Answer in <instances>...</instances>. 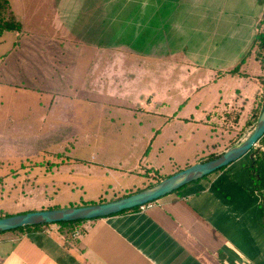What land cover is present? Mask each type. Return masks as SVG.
<instances>
[{"label":"crops","instance_id":"1","mask_svg":"<svg viewBox=\"0 0 264 264\" xmlns=\"http://www.w3.org/2000/svg\"><path fill=\"white\" fill-rule=\"evenodd\" d=\"M5 2L1 20L13 30L0 34V93L44 95L46 103L38 104L47 116L31 105L0 104V125L37 114L39 124L49 121L64 139L42 149L2 132L0 215L58 209L59 200L74 198L78 175L84 182L116 178L106 199L102 186L83 193L96 202L123 197L126 190L116 195L112 189L123 180L151 176V136L130 112L155 110L170 95V85L157 92L148 83L155 64L162 66L161 79L190 82L182 106L166 118L188 122L185 128L199 123V162L250 133L254 124L242 128L264 91L254 42L264 0ZM140 79L147 82L137 90ZM111 97H127L136 107L105 100ZM229 113L237 115L236 124ZM59 143L77 157L35 162L41 154L57 156L51 150ZM229 175V169L213 173L144 210L82 221L73 227L78 238L54 224L0 233V264H264L261 202L243 186L235 193Z\"/></svg>","mask_w":264,"mask_h":264},{"label":"rangeland","instance_id":"2","mask_svg":"<svg viewBox=\"0 0 264 264\" xmlns=\"http://www.w3.org/2000/svg\"><path fill=\"white\" fill-rule=\"evenodd\" d=\"M153 67L155 70L153 71L152 74H153V78L155 79L153 80L148 79V83L154 85V91H157V92H160L161 88H165L166 86L170 85V91H169L170 95L168 96L167 94H165V101L161 102V104L157 106L155 110L137 111V110L132 109L130 114L135 118L137 124L139 125V128L141 129L142 134L145 133L147 134V136H151L148 139V143L150 145L149 155L147 156L148 160H150L148 167H155L156 173L153 172L151 176H147L146 178L144 175L143 176L138 175V176H135L136 177L135 179L132 177L133 180H129V181L123 180V182L120 183L121 189L112 188L116 195L125 190L126 191L125 193H123L124 194L123 196L134 194L136 192H139L138 190L141 191L145 189L147 186L151 184L152 185L156 184L158 181L165 179L199 162L198 158L200 157V154H201L200 147L202 145L201 140L199 139V134H200L199 123L196 124L198 128L197 126H193V127L188 126L185 128V127H181L182 123H188V122L177 120L176 118H173V119L166 118V116L169 113L173 117L174 114L172 113V111L177 110L178 108L182 106L179 103L180 102L182 103V101L185 100V96L187 93L184 92L185 90L184 88L188 86L190 82L189 80L178 81V80L169 79V78L161 79L160 70L162 66L159 64H155L153 65ZM144 77L147 78V73L146 74L143 73L142 77L140 78H144ZM140 80L141 81H135L137 90L145 88L144 84L142 83L145 80L143 79H140ZM146 82L147 81H145V83ZM35 84L39 85L38 83H35ZM173 86L174 88H172ZM137 94L134 96V98L140 97V95H137ZM0 96H2L0 104L13 105L15 107H21V108H23L24 106L31 105L32 107H34L36 111L37 110L41 111V109H39L38 103H41L42 105H44L47 100V98L44 95L39 97L38 99V97L31 98L29 94H24V93L13 94L11 92L7 93L5 91H2L0 93ZM167 96L169 98V101H168ZM125 98L127 97H123L122 99H119V98L113 99V97H111V98H105V100L108 102H112V103L115 102V104L122 105L125 108H128V107L135 108L136 107L134 102L130 104L127 102V99ZM62 104H65V103H62ZM44 113H45L44 111L40 112V114L43 115L42 117L46 118L47 113L45 114ZM31 115H30L31 121L27 120L28 118H26L25 121H21L18 123L11 122L10 123L11 127H9L8 125L2 126L3 124L1 123L0 136H4L2 134L3 132L4 134L8 135L7 137H10V138L17 137V140H25L28 143H31L33 141L34 143H37V146H39L42 149H44L45 146H48L56 142L58 139H61V140L64 139L63 135L58 131L59 129L58 130L53 129L52 126H50L49 121L39 124L38 118L40 115L36 114L34 118H32ZM33 119H35V121H33ZM177 127H178V130H175ZM59 144H62V143H59ZM229 145H230L229 143L225 144L224 148ZM77 146H75L74 148L76 149L77 152H79ZM78 147L81 148L80 146ZM51 151L54 153L56 152L57 156L41 154V156H38L35 159V162L42 161L41 162L42 165L46 166L47 158L50 159L49 161H51L50 163H52L53 161L57 159L59 160L61 157H63L62 163L65 164L68 160H70V158L77 157L76 153L73 154L72 149L69 148L68 146L66 148V145L64 144L52 149ZM258 153H260L261 155L259 156ZM83 155H86V154H83ZM249 168H252V169L250 170ZM226 169H229L230 175L229 177L225 179L227 180L228 183H231L237 186V187H234L235 193L240 192V188L241 186H243L244 191H247V190L250 191L251 198H254L252 200L256 201L257 203L261 202V205L258 204L257 206L259 209L258 214L262 215L264 219V209H263L264 207V136L258 141V143L254 146V148L248 154L243 156L237 162L232 163ZM76 170H79V168H76ZM76 180L77 181H74V182H77L76 183L77 189L72 190L74 198L67 199V200H63V199L59 200L56 205L58 209L81 207L83 204L91 203L94 201L96 202V197L94 195H91L92 197H88V196H84L83 193H86V190H93V189L98 190L101 186L103 187V190L104 189L107 190L106 188L109 185L118 183L116 178L114 181H112L111 179L91 178V179H87L84 182L80 175L76 177ZM86 183L88 185H85ZM80 188H82L81 192H79ZM260 190L262 191L261 193H260ZM63 191L64 190H62V192ZM106 192H107L106 193L107 195H104L102 193L100 197L105 198L106 196L112 193L111 191H108V190ZM254 194H255V197H253ZM250 211L253 212L252 206L250 207ZM259 232L262 233L261 230H259Z\"/></svg>","mask_w":264,"mask_h":264},{"label":"water","instance_id":"3","mask_svg":"<svg viewBox=\"0 0 264 264\" xmlns=\"http://www.w3.org/2000/svg\"><path fill=\"white\" fill-rule=\"evenodd\" d=\"M263 136L264 99L250 133L214 158L198 162L151 187L113 201L73 208L31 211L0 218V233L62 222L105 218L153 203L237 162L248 154Z\"/></svg>","mask_w":264,"mask_h":264},{"label":"trees","instance_id":"4","mask_svg":"<svg viewBox=\"0 0 264 264\" xmlns=\"http://www.w3.org/2000/svg\"><path fill=\"white\" fill-rule=\"evenodd\" d=\"M6 9V2L5 0H0V34L3 33L4 31H8V30H13L12 28L8 27L6 23L2 22L1 20V15L2 13L4 12V10ZM255 58L259 61L260 65H261V68L264 70V21H263V28L262 30L256 35L255 37ZM263 96H264V91H262L259 96H257V99H256V102H255V106L251 109L250 113H249V116L246 120V123L244 125V127L242 128V130L245 128V127H249L251 125H253L255 123V120H256V117L258 115V111L262 105V102H263ZM228 120L231 119L232 117V123L233 124H236L237 122V115L234 114V113H229L226 115ZM242 130H240L242 132ZM239 132V134L241 133ZM238 134V135H239ZM259 156L261 155L260 153H258ZM214 158V155L211 156L209 159H212ZM254 166V165H253ZM253 168V167H252ZM252 168H249L250 170ZM224 169L226 168H223L217 172H220V171H223ZM215 172V173H217ZM154 185V184H153ZM151 185L147 186L146 188L148 187H151ZM185 187V186H184ZM181 190V189H180ZM140 191V190H138ZM179 191V190H178ZM177 192V191H176ZM175 193V192H174ZM124 197V196H123ZM122 198V197H120ZM116 199H119V198H116ZM115 199V200H116ZM110 201H113V200H110ZM105 202H109V201H105L104 199H99L97 202L95 203H91L89 205H93V204H101V203H105ZM82 206H87V205H82ZM135 209H138V208H135ZM49 210V209H48ZM134 210V209H133ZM128 211H131V210H128ZM123 212H126V211H123ZM121 212V213H123ZM9 215H6V214H1L0 215V218H3V217H7ZM82 221H76V222H62V223H57V224H54V225H58L59 227L61 228H64V229H67V232L68 234H72L73 232V227L75 225H77L78 223H80ZM39 227V226H38ZM19 230H22V229H19Z\"/></svg>","mask_w":264,"mask_h":264},{"label":"built area","instance_id":"5","mask_svg":"<svg viewBox=\"0 0 264 264\" xmlns=\"http://www.w3.org/2000/svg\"><path fill=\"white\" fill-rule=\"evenodd\" d=\"M150 205H151V203L146 204V205H144V206L139 207V209H140V210H144L146 207H150ZM72 234H73L72 236H73L74 238H78V237L80 236L79 231H75V230H74V232H73Z\"/></svg>","mask_w":264,"mask_h":264}]
</instances>
